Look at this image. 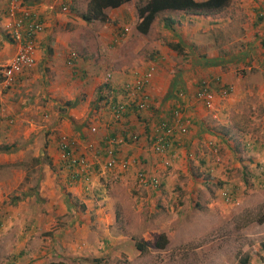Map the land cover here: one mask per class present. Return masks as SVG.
Returning a JSON list of instances; mask_svg holds the SVG:
<instances>
[{
    "label": "crops",
    "instance_id": "obj_1",
    "mask_svg": "<svg viewBox=\"0 0 264 264\" xmlns=\"http://www.w3.org/2000/svg\"><path fill=\"white\" fill-rule=\"evenodd\" d=\"M87 1L23 0L43 25L34 39L35 61L15 76L13 87L0 85V233L1 238L22 240L12 250L21 256L17 264L59 259L57 239L69 255L77 253L82 259L97 258L107 249L120 252L126 237L120 232L108 234L107 223L113 221L115 201L109 192L116 185L131 184L135 189L143 186L134 179L135 169L159 182L155 189L151 184L140 187L139 192L150 195L146 197L151 211H157L158 205L171 207L177 197L181 213L190 207L192 199L208 212H224L229 204L225 205L220 197L223 191L232 192L239 204L264 202V0L239 3L233 12L242 15L239 28L243 34L233 38L242 43L240 53L226 57L210 55L206 49L195 54L186 47L190 50L189 55L186 52L188 59L182 60L169 46L178 42L172 39L168 46L164 42L155 46L159 57L149 59V55L137 67V73L129 74L122 65L117 67L125 59L123 40L111 43L118 27L130 29L137 23L133 0L105 8L102 21L86 23L80 13ZM6 3L0 0V65L15 51L4 26L8 22L3 13ZM216 14L165 9L156 15L159 29L175 31L178 24L188 20L218 26ZM164 18L172 20L171 29L163 27ZM194 35L192 31L187 39L191 41ZM69 49L78 54L72 68L65 63ZM231 62L243 64L244 73L227 66ZM147 66L151 71L145 90L151 107L131 112L123 120H113L105 103L107 94L128 100L131 82ZM107 72L108 89L104 82ZM209 76H219L231 90L219 97L212 89L215 96L211 107L206 108L193 95L197 80ZM179 105L188 121L187 131L175 135L176 141L165 151H151L146 134L153 132L157 121L168 120ZM92 112L97 115L90 119ZM90 123L96 128L93 132L89 131ZM128 127L139 135L137 141L127 138L131 131L123 129ZM58 131L77 142L76 152H82L87 160L83 170L62 164L56 146ZM105 137L118 140L116 155L130 161L126 171L102 168ZM88 143L92 149L83 148ZM72 171L77 174L75 179L71 178ZM93 195L101 197L95 201L90 197ZM137 195L140 207L142 195L138 191ZM42 229L54 235V250L45 242L46 246L41 244L33 254L24 240L35 238ZM262 232L264 235V221ZM259 249L264 252V246ZM251 255L247 264H256Z\"/></svg>",
    "mask_w": 264,
    "mask_h": 264
},
{
    "label": "rangeland",
    "instance_id": "obj_2",
    "mask_svg": "<svg viewBox=\"0 0 264 264\" xmlns=\"http://www.w3.org/2000/svg\"><path fill=\"white\" fill-rule=\"evenodd\" d=\"M228 1L226 6L216 11L217 14L214 18L220 19L218 21V26H212L208 23L205 24L204 21L199 22V20L196 21L198 24L196 25V22L188 20L185 22L186 24H178L175 30L176 32L174 30L163 31L158 27L159 20H157V17L159 16L156 15L145 33L137 32L134 28L135 25L127 29L123 38L117 41L118 43L123 40L121 45L125 54V59H123L120 66L117 67L119 68L122 65L121 68H126L125 72L127 74H129L130 71L137 73V67H141L142 64H144L150 53L152 54L155 52L153 55L149 56V59L152 56L154 59L159 57L158 49L156 48L157 44L162 45L164 42L168 46L169 43H173L172 39L179 40L183 44L184 52H187L186 47H189L196 54L203 53L206 49L210 55L217 54L218 56L226 57H229L230 54H237V51L240 53L243 49V47L240 46L242 43L240 40L235 42L233 38H235V35L240 36L243 34L240 30L241 28H239L242 26L240 24L242 15L234 14L233 12L235 8L239 7V3H246L247 0ZM143 2L144 0L132 1L133 5ZM182 16L183 18L186 17L184 15ZM175 17L179 19L180 15H176ZM204 25L208 27L201 29ZM237 27L238 33L235 34V32H237ZM192 31L195 35L190 39L191 41H189L187 38ZM174 51L178 53L176 50ZM227 66H231L232 69L234 68L235 72L238 74L244 73L243 64L238 63L235 65L231 62L227 63ZM253 66L257 67L255 65ZM147 69H150V66H147L145 70ZM16 75L17 74L14 75L13 83L15 82ZM136 76L137 75H135V77ZM13 83L10 86L13 87ZM7 88L10 87L7 86ZM213 95L214 94H211L210 97V107L212 105V99L215 96ZM216 95L219 97L226 96ZM94 112H92L90 119L97 115ZM116 169L118 168L113 170ZM138 171L139 170L136 169L134 170L133 174L135 180V172ZM138 184L137 182V185ZM143 186H145V184ZM143 186H137V189H135V186L131 184L122 185V187L116 185L112 188V191L110 190L109 193L115 196V201L113 205V221L107 223L109 226L108 234L110 236H115L117 232H120L126 237V243L125 246L121 248L122 250L120 252H111V250L108 249L102 252L100 254L102 261L96 264H240L245 254H248L249 257L251 254L254 255L256 264L264 263V252H260L261 249H259L262 244L264 246V235L262 232V223L264 220L256 221L259 211L264 208V202L252 206L239 204L237 197L235 198L232 192L227 191L232 201H226L223 196L220 195L221 199L224 201L223 203L225 205L229 204L228 207H224V212L218 209L217 211L208 212L209 210H205L201 203L192 199L189 203L190 207L188 206L187 209L181 213L178 209L179 199L177 197L173 199L172 204H170L171 207L165 209L158 205L157 211H151V206H149L150 204L147 201L149 199L146 197L150 195H146L145 192H139L142 190ZM137 191L142 195L141 201L143 204L140 207H138L139 196L137 195ZM90 197L97 201L101 196L93 195ZM240 197H242L241 194ZM41 198L43 197L39 199ZM143 198L145 202H147L146 204H144ZM192 201H194V205ZM40 206L41 204L39 205V209ZM98 229H100V227H98ZM42 230V232L38 231L36 233L35 238L24 240V245H29L28 248H32L33 254H36L37 248H40L41 244L46 246L45 242H48V246L50 244L51 249L54 250L53 244L51 245V242L54 241V235L51 236V231L46 229ZM1 234L2 233H0V264H4L5 262L7 264H17L19 262L18 260L22 261L21 256H18L16 252L12 251L15 248L17 249V246L19 247L22 240L6 236L1 238ZM157 239L160 240V244L163 242L162 247H155V245H153ZM137 240L142 242L143 249L141 251H138L134 245ZM60 243L61 242L57 239L56 251L58 250L57 255H59V260L67 264H94V259L92 258L82 259L78 257L77 253L69 255L68 249L63 248L61 246L62 243ZM30 245H33V247ZM48 260L56 259L46 258L44 264H46Z\"/></svg>",
    "mask_w": 264,
    "mask_h": 264
},
{
    "label": "built area",
    "instance_id": "obj_3",
    "mask_svg": "<svg viewBox=\"0 0 264 264\" xmlns=\"http://www.w3.org/2000/svg\"><path fill=\"white\" fill-rule=\"evenodd\" d=\"M23 5V0H7V5L5 11H3L4 16L7 18L8 22L5 23V30L8 33L11 42L15 46V51L12 54L9 61L5 64L0 65V84L5 87H10L13 83L14 75L20 73L23 69L30 67L34 63V37L42 29V25L39 20L32 14L28 13V10ZM16 12H21V16L17 17ZM28 20V21H27ZM127 32L126 27H118L115 32L114 42L123 38L124 34ZM76 58V54L73 51H69L66 57V65L72 66L73 61ZM150 69L145 70L139 76H136L131 82L128 89V96L130 101H134V104L142 109H147L149 107V97L145 90V84L150 74ZM109 77V74H105V79ZM127 91V90H126ZM220 95L224 96L226 89H222ZM211 92L205 91L202 88L201 91L196 93V98L203 101L205 107H210V97ZM129 101V100H127ZM111 117L115 120L121 117L123 113V105L114 103L110 104ZM174 116L173 125L164 129V122H158L155 124L152 132V140L148 142L150 149L154 152H163L166 147V143L163 142L164 134L172 133L178 131L177 134H184L187 131V120L184 119L182 122H178L181 119V115L178 112L171 113ZM164 131L162 132V130ZM89 131H95V126L89 125ZM130 141H135L134 135L128 136ZM118 140L114 137H106L103 139V152L104 159L102 161V168L111 170L118 168L120 171L126 170L130 161L127 158H119L115 154V146ZM75 144L72 139H69L65 134L59 133L56 138V146L60 151V159L64 163L65 167L71 169H84L87 166V160L82 152H76ZM92 145L88 143L83 146L84 149H92ZM65 150H67L65 152ZM75 172L72 171L71 174ZM135 178L137 182L141 185L156 183V180L151 182L147 181L145 174L141 171L135 173ZM222 196L226 201H232L230 194L227 191L222 192Z\"/></svg>",
    "mask_w": 264,
    "mask_h": 264
},
{
    "label": "trees",
    "instance_id": "obj_4",
    "mask_svg": "<svg viewBox=\"0 0 264 264\" xmlns=\"http://www.w3.org/2000/svg\"><path fill=\"white\" fill-rule=\"evenodd\" d=\"M126 1H129V0H88L85 9L83 10L82 13H80V18L86 23L93 21V20H101L102 21L105 18V13H104L105 8L116 7V6L122 4ZM226 2H227V0H199V1H195V0H144L143 3H139V4L135 5L136 16H137V20H138L137 23L135 24V30L139 33H145L147 31L152 19L154 18V16L158 12L163 11L165 9L182 10L184 12L191 13V14H209V13L216 12V11L220 10L222 7L225 6ZM6 5H7V3H6ZM23 5L25 7L23 9L28 10L27 12L29 14L33 13V11L28 9L25 6V4H23ZM5 9H6V6L4 8V11H5ZM15 14L17 17L21 16V12H16ZM162 20H163V24H164L163 27L171 29L172 20H170L169 18H164ZM180 44H181V42L178 40L177 43L170 44L169 46L172 49L176 50L180 55L182 54L181 59H188L186 57L187 56L186 51L184 52V49H182ZM190 50H192V49H190ZM189 51H187L188 55H189ZM154 53L155 52H153L152 54L150 53V56L153 55ZM192 53H195V52L192 50ZM211 62H212V60L208 61V64ZM107 81H109V77H107V80L104 81V82H106L105 85H106V88L108 89L109 85H107L108 84ZM202 88H205V91H208L211 93L213 91L212 89L215 88L216 93H218L219 95L222 93L221 91L224 88L227 91V92H225V95H227L231 90V86L229 84L221 82V80L219 79V76H209L207 78H199V80H197V82H196V87H195V91H194L193 96H195L198 91H201ZM123 89H124V87H123ZM199 100L200 99H198L197 101H199ZM200 101L204 105L203 101L202 100H200ZM107 102L109 103V105L111 103L112 104H114V103L121 104L122 103L123 113H122L121 117L118 118V120H120V119L123 120V118L131 112H135V111L140 112L141 110H144V109L136 106V104H134V101H130V100L125 101V100H121V99H116V97H112V95L111 94L109 95V93L107 94V100L105 101V103H107ZM150 107H151V105H150V100H149V107L148 108H150ZM204 107H205V105H204ZM173 112H178L181 115L182 118L179 119L178 122H182L184 119L187 120V118H185L183 116L182 105L174 107V109L171 111V113H173ZM171 113H170V116H167L169 118L168 120H159L156 123L161 122V121L164 122V125H165L164 129L173 125L172 121L174 122L175 120H174V116ZM155 124H154V126H155ZM186 125L188 126V123ZM164 129L162 130V132L164 131ZM123 130L126 131V133H127V131H131L127 135L128 136L134 135L136 138V141H137V139H138L137 137L139 135L136 132L132 131L129 127L124 128ZM177 132L178 131H174L172 133L164 134L163 142L166 143V147L163 151H165L167 148L172 146L173 142L176 141L175 135H177ZM148 134H146V138H145L147 147H149L148 142H150L152 140V133L150 135H148ZM178 135H182V134H178ZM56 137H57V135H56ZM102 146H103V144H102ZM150 150L153 151L152 149H150ZM66 151L67 150H65V152ZM157 153H160V152H157ZM115 154H116V152H115ZM75 175H77V174L72 173L71 178L75 179V177H74ZM152 180H153V177L148 178L149 182H151ZM151 185H152V188H154V189H155V187H158L159 186L158 180L156 179V183H153ZM263 220H264V208L259 211L258 218L256 217V221H263ZM159 241L160 240L157 239L153 245H155V247L156 246L162 247L163 242L160 244ZM134 245L138 251H141L143 249L142 242H140L139 240H137V242H135ZM262 246H263V244H262ZM99 257L92 258V259H94L93 260L94 264L99 263V261H102L101 256H99ZM247 262H248V254H245V256L240 261V264H247ZM46 264H67V263L62 261V260L56 259V260H48L46 262Z\"/></svg>",
    "mask_w": 264,
    "mask_h": 264
},
{
    "label": "clouds",
    "instance_id": "obj_5",
    "mask_svg": "<svg viewBox=\"0 0 264 264\" xmlns=\"http://www.w3.org/2000/svg\"><path fill=\"white\" fill-rule=\"evenodd\" d=\"M37 19H38V18H37ZM38 20H39V19H38ZM39 22L41 23L40 20H39ZM41 25H42V23H41ZM42 29H43V25H42ZM42 29L40 30V32L42 31ZM115 32H116V30H115ZM38 33H39V32H38ZM38 33H37V34H38ZM37 34H36V35H37ZM36 35H35L34 39L36 38ZM114 38H115V33H114L113 39H114ZM113 39H112V43H111V44H112V45H115V44L117 43V41L114 42ZM34 46H35V44H34ZM34 51H35V50H34ZM69 51H73V52L76 54V58H77L78 54L75 52V50H73V49H69ZM69 51H68V52H69ZM68 52H67V53H68ZM76 58H75V60H76ZM34 59H35V55H34ZM75 60L73 61V65H72V66H69V67H71V68L74 67V65H75ZM34 61H35V60H34ZM65 61H66V58H65ZM32 65H33V64H32ZM32 65H31V66H32ZM31 66H30V67H31ZM107 73H108V72H107ZM105 74H106V73H105ZM108 74H109V73H108ZM109 75H110V74H109ZM106 80H107V79H105V81H106ZM127 95H128V94H127ZM128 100H130V99H128ZM126 101H127V100H126ZM107 104H108V107H110L108 102H107ZM111 118H112V117H111ZM112 119H113V118H112ZM113 120H115V119H113ZM115 121H116V120H115ZM90 125H92V123H90ZM94 126H95V125H94ZM95 130H96V128H95ZM58 134H59V132L56 133V135H58ZM62 134H63V133H62ZM56 138H57V137H56ZM105 138H106V137H105ZM103 139H104V138H103ZM102 141H103V140H102ZM135 141H136V140H135ZM62 164H63V163H62ZM63 165H64V164H63ZM128 166H129V165H128ZM66 168H68V167H66ZM127 168H128V167H127ZM127 168H126V169H127ZM124 171H125V170H124ZM139 171L143 172L142 170H139ZM135 173H136V172H135ZM143 173H144V172H143ZM144 174H145V173H144ZM145 178H146L147 181H148V177H146V175H145ZM153 179L156 180V178H153ZM136 181H137V180H136ZM146 184H150V183L147 182Z\"/></svg>",
    "mask_w": 264,
    "mask_h": 264
}]
</instances>
